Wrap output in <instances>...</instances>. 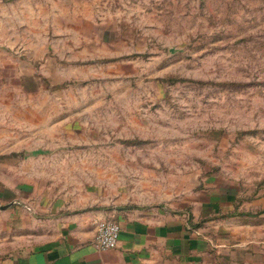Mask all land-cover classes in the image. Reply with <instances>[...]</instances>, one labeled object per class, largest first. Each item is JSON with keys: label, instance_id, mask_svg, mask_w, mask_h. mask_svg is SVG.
I'll use <instances>...</instances> for the list:
<instances>
[{"label": "rangeland", "instance_id": "rangeland-1", "mask_svg": "<svg viewBox=\"0 0 264 264\" xmlns=\"http://www.w3.org/2000/svg\"><path fill=\"white\" fill-rule=\"evenodd\" d=\"M5 187L71 209L225 191L250 217L207 222L201 264H264V0H0Z\"/></svg>", "mask_w": 264, "mask_h": 264}, {"label": "crops", "instance_id": "crops-1", "mask_svg": "<svg viewBox=\"0 0 264 264\" xmlns=\"http://www.w3.org/2000/svg\"><path fill=\"white\" fill-rule=\"evenodd\" d=\"M18 189L0 190V264H201L211 246L201 235L207 222L230 219L241 226L250 217L221 190H198L176 206L119 199L71 209ZM100 220L120 225L117 248L95 247Z\"/></svg>", "mask_w": 264, "mask_h": 264}, {"label": "built area", "instance_id": "built-area-1", "mask_svg": "<svg viewBox=\"0 0 264 264\" xmlns=\"http://www.w3.org/2000/svg\"><path fill=\"white\" fill-rule=\"evenodd\" d=\"M121 228L120 225L100 220L96 223L95 247L100 251H108L117 248Z\"/></svg>", "mask_w": 264, "mask_h": 264}, {"label": "trees", "instance_id": "trees-1", "mask_svg": "<svg viewBox=\"0 0 264 264\" xmlns=\"http://www.w3.org/2000/svg\"><path fill=\"white\" fill-rule=\"evenodd\" d=\"M262 214H264V211L262 212Z\"/></svg>", "mask_w": 264, "mask_h": 264}]
</instances>
